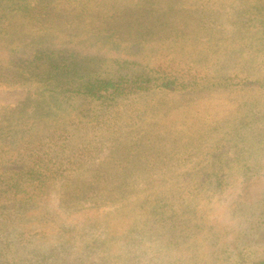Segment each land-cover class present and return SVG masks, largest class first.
I'll return each instance as SVG.
<instances>
[{"label": "rangeland", "instance_id": "obj_1", "mask_svg": "<svg viewBox=\"0 0 264 264\" xmlns=\"http://www.w3.org/2000/svg\"><path fill=\"white\" fill-rule=\"evenodd\" d=\"M215 2L221 27L198 32L186 60L264 77V0ZM241 82L133 100L128 117L139 123L122 124V137L96 146L82 168L102 165L110 184L68 202L63 181L54 183L33 217L56 233L6 237L5 263L264 264V87ZM26 95L0 86V105Z\"/></svg>", "mask_w": 264, "mask_h": 264}, {"label": "trees", "instance_id": "obj_2", "mask_svg": "<svg viewBox=\"0 0 264 264\" xmlns=\"http://www.w3.org/2000/svg\"><path fill=\"white\" fill-rule=\"evenodd\" d=\"M215 3L0 0V86L27 91L17 104L0 105V264L6 237L55 232L41 214L33 217L54 183L63 181L68 202L110 184L102 165L82 168L96 146L122 137V124L139 123L128 117L133 100L239 88L242 79L264 87L263 76L238 65L220 73L215 63L186 60L198 32L219 31ZM29 220L44 226L33 230Z\"/></svg>", "mask_w": 264, "mask_h": 264}]
</instances>
